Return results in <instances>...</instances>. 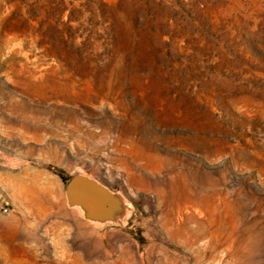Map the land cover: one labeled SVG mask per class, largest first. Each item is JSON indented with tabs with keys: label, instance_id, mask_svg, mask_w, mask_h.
I'll list each match as a JSON object with an SVG mask.
<instances>
[{
	"label": "rangeland",
	"instance_id": "374dc122",
	"mask_svg": "<svg viewBox=\"0 0 264 264\" xmlns=\"http://www.w3.org/2000/svg\"><path fill=\"white\" fill-rule=\"evenodd\" d=\"M0 197V264H264V0H0Z\"/></svg>",
	"mask_w": 264,
	"mask_h": 264
},
{
	"label": "water",
	"instance_id": "95a60500",
	"mask_svg": "<svg viewBox=\"0 0 264 264\" xmlns=\"http://www.w3.org/2000/svg\"><path fill=\"white\" fill-rule=\"evenodd\" d=\"M63 195L67 208L80 222L97 228H125L136 212L132 198L107 180L78 170L65 182Z\"/></svg>",
	"mask_w": 264,
	"mask_h": 264
},
{
	"label": "built area",
	"instance_id": "2783aa9c",
	"mask_svg": "<svg viewBox=\"0 0 264 264\" xmlns=\"http://www.w3.org/2000/svg\"><path fill=\"white\" fill-rule=\"evenodd\" d=\"M12 211V206L6 198L0 197V214H9Z\"/></svg>",
	"mask_w": 264,
	"mask_h": 264
},
{
	"label": "bare ground",
	"instance_id": "6f19581e",
	"mask_svg": "<svg viewBox=\"0 0 264 264\" xmlns=\"http://www.w3.org/2000/svg\"><path fill=\"white\" fill-rule=\"evenodd\" d=\"M170 219H171V218H168V221H170ZM173 220H174V219H173ZM169 224H170V223H169ZM171 225H172V224H171ZM186 226H187V225H186ZM172 227H174V226H171V228H172ZM188 227H189V226H188ZM185 228H186V227H185ZM189 228H190V227H189ZM177 229H178V228H177ZM178 230H179V229H178ZM182 230L184 231L183 226L181 227V229H180L179 231L183 232ZM185 230H186V229H185ZM188 230H189V229H188ZM186 231H187V230H186ZM173 232H175V231H173ZM195 233H196V231H195ZM190 235H192V233H190Z\"/></svg>",
	"mask_w": 264,
	"mask_h": 264
},
{
	"label": "trees",
	"instance_id": "16d2710c",
	"mask_svg": "<svg viewBox=\"0 0 264 264\" xmlns=\"http://www.w3.org/2000/svg\"><path fill=\"white\" fill-rule=\"evenodd\" d=\"M63 178H64L65 180H67V179H68V177H65V176H64Z\"/></svg>",
	"mask_w": 264,
	"mask_h": 264
}]
</instances>
